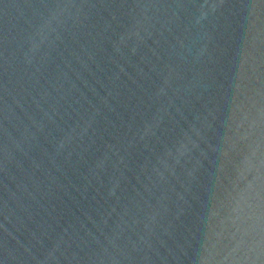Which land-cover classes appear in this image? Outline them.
I'll use <instances>...</instances> for the list:
<instances>
[{"label":"water","instance_id":"1","mask_svg":"<svg viewBox=\"0 0 264 264\" xmlns=\"http://www.w3.org/2000/svg\"><path fill=\"white\" fill-rule=\"evenodd\" d=\"M0 264H264V0H0Z\"/></svg>","mask_w":264,"mask_h":264}]
</instances>
